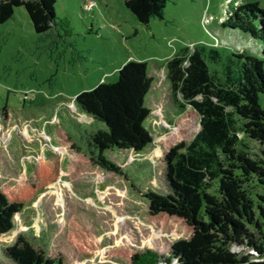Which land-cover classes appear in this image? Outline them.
<instances>
[{
	"label": "rangeland",
	"instance_id": "rangeland-1",
	"mask_svg": "<svg viewBox=\"0 0 264 264\" xmlns=\"http://www.w3.org/2000/svg\"><path fill=\"white\" fill-rule=\"evenodd\" d=\"M89 1L56 0V15L72 27L68 34L55 27L36 32L24 6L0 23V189L29 183L34 167L53 156L60 161L59 177L16 213L12 229L0 235V262H7L5 250L21 237L48 256L61 255L64 264H127L112 255L116 247L169 253L189 230L177 219L149 215L145 193L167 191L166 153L190 142L201 125L198 112L173 88L167 63L175 54L188 56L204 46L207 55L218 50L216 62L207 59L223 75L228 67L236 70L237 49L261 56L259 40L220 24L229 0H168L163 18H151L148 24L124 0H94L90 8ZM247 1L264 9V0ZM130 59L148 62L154 78L145 100L152 143L141 152L105 151L118 171L72 161L71 142L85 147V134L95 127L75 98L102 81H115ZM260 102L264 106V95ZM70 220L94 241L88 254L70 244ZM232 250L249 252L238 245Z\"/></svg>",
	"mask_w": 264,
	"mask_h": 264
},
{
	"label": "trees",
	"instance_id": "trees-1",
	"mask_svg": "<svg viewBox=\"0 0 264 264\" xmlns=\"http://www.w3.org/2000/svg\"><path fill=\"white\" fill-rule=\"evenodd\" d=\"M124 1L145 24L151 18H163L168 3ZM55 2L0 0V23L12 19L16 7L24 6L36 32L55 27L68 34L72 27L66 17L56 15ZM220 24L259 40L261 56L237 49L233 54L239 60L236 70L228 67L223 75L207 59L216 62L218 50L211 49L207 55L204 46L195 47L188 56L175 54L168 61V78L200 115L201 128L190 142L174 145L166 153L167 191L148 190L145 197L149 215L177 219L189 235L175 241L167 254L148 248L112 249V255L127 264H264V106L260 102L264 95V9L257 2L229 0ZM153 80L148 62L130 59L120 67L115 81H102L79 93L75 103L95 127L85 134V147L71 142L72 161L118 171L105 151L147 148L153 136L145 124L150 113L145 100ZM59 175V157L53 156L34 167L29 183L0 189V235L12 229L14 215ZM67 237L81 254L95 247L75 220L68 223ZM233 245L249 252H236ZM4 255L7 262L0 264H64L61 255L48 256L23 237Z\"/></svg>",
	"mask_w": 264,
	"mask_h": 264
},
{
	"label": "built area",
	"instance_id": "built-area-1",
	"mask_svg": "<svg viewBox=\"0 0 264 264\" xmlns=\"http://www.w3.org/2000/svg\"><path fill=\"white\" fill-rule=\"evenodd\" d=\"M94 4H95V1H94V0H90V1L88 2V7L90 8V7H92ZM204 20H205L206 22H208L210 19H209V18H205Z\"/></svg>",
	"mask_w": 264,
	"mask_h": 264
},
{
	"label": "water",
	"instance_id": "water-1",
	"mask_svg": "<svg viewBox=\"0 0 264 264\" xmlns=\"http://www.w3.org/2000/svg\"><path fill=\"white\" fill-rule=\"evenodd\" d=\"M82 113H84L85 115H88L87 113H85L84 111H82Z\"/></svg>",
	"mask_w": 264,
	"mask_h": 264
}]
</instances>
